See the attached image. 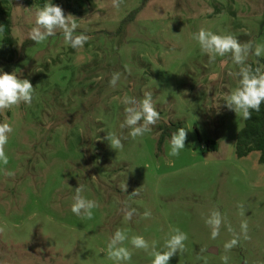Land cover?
<instances>
[{
	"label": "rangeland",
	"instance_id": "obj_1",
	"mask_svg": "<svg viewBox=\"0 0 264 264\" xmlns=\"http://www.w3.org/2000/svg\"><path fill=\"white\" fill-rule=\"evenodd\" d=\"M45 2L0 0L12 15L15 73L34 87L30 105L0 113V123L13 128L5 151L7 170L15 173L0 170V264H116L106 246L117 229L127 233L123 246L132 252L122 264H151L131 237L142 235L164 251L174 227L188 239L169 264H222L225 254L228 264H264V165L259 152L237 156L245 120L224 102L238 84V66L230 54L209 63L192 39L204 28L264 45V0H125L118 10L111 0H52L77 18V34L90 37L79 50L60 32L42 44L28 39ZM257 60L250 55L247 63ZM114 72L121 73L115 88L109 86ZM146 91L160 120L134 140L120 128L121 100L142 99ZM179 125L189 139L173 157L165 127L173 132ZM108 132L128 137L122 149L110 147ZM210 140L218 151L208 150ZM79 186L99 203L91 220L71 212ZM136 189L139 195L130 198ZM126 205L136 209L131 220ZM214 209L224 217L215 240L205 224ZM146 210L150 218L143 217ZM242 221L250 239L241 235L225 253L232 239L227 225L240 233Z\"/></svg>",
	"mask_w": 264,
	"mask_h": 264
},
{
	"label": "clouds",
	"instance_id": "obj_2",
	"mask_svg": "<svg viewBox=\"0 0 264 264\" xmlns=\"http://www.w3.org/2000/svg\"><path fill=\"white\" fill-rule=\"evenodd\" d=\"M125 0H111V7L119 9ZM35 26L28 32V39L35 44H42L49 37L55 36L57 32L62 33L65 44L73 49L79 50L84 47L90 37L76 30L79 27L77 18L72 14L65 15L60 5L53 4L52 0H46L42 7L37 8L35 12ZM4 26L0 25V32H4ZM192 39L196 40L202 53L209 58V63H215L217 56L224 57L231 55L232 62L238 66L235 75L238 77L237 86L231 90L224 98L225 106L236 113L243 120L252 118V112H259L262 102H264V64L259 59L254 67L247 63L248 57L254 55L259 58L264 55V45L256 44L249 40L241 43L236 36L232 34H216L204 28L192 34ZM128 69L126 68V71ZM231 75V73H230ZM121 73L114 72L109 80V86L115 88L120 80ZM34 87L28 79L18 78L15 72L9 74L0 70V113L11 109L20 104H31L33 100ZM121 103L125 105V118L120 124L121 129H129L128 137L136 139L143 137L151 132L152 127L160 120V112L153 103L152 92L143 93L142 99L125 95ZM12 126L7 123H0V170L4 171L6 176H14L15 173L7 170L9 157L6 154L5 146L9 140V134L12 133ZM188 132L184 127L172 132L169 140V155L178 157L187 140ZM128 137L117 135L114 132H108L106 140L110 147L119 150L124 147L123 140ZM126 184L123 191H126ZM83 187L75 188L71 212L82 219H93V209L99 207L95 200H89L82 195ZM139 195L136 189L129 197L133 198ZM243 209V205H238ZM126 220H131L136 213V209L129 208L127 205L122 209ZM241 211V215H243ZM144 218H150L151 212L146 210L143 213ZM224 223V217L219 210H212L205 219V224L211 229V238L215 240L220 235L221 225ZM241 232L236 233L231 224L227 225V230L232 233V239L224 244L225 253L239 244L241 235L243 239H250L248 235L247 221H242L240 225ZM3 231V228H0ZM169 237L165 240L164 251H158L156 242H149L142 235H134L130 243L135 249H142L153 257L151 264H169L170 259L177 253L185 250V241L188 239L187 233L181 231L178 227L171 228ZM127 233L117 229L106 246V256L116 264L130 261L132 252L125 246L124 242L128 240ZM199 259V257H198ZM222 264H228L229 256L225 254L221 257ZM204 264L207 260L204 259ZM246 264V261H245Z\"/></svg>",
	"mask_w": 264,
	"mask_h": 264
},
{
	"label": "trees",
	"instance_id": "obj_3",
	"mask_svg": "<svg viewBox=\"0 0 264 264\" xmlns=\"http://www.w3.org/2000/svg\"><path fill=\"white\" fill-rule=\"evenodd\" d=\"M147 1L148 0H146L145 3H147ZM142 9L143 7L133 12L125 21V24L132 22ZM0 25L4 26L5 29L4 32H0V64H4L3 72L11 74L16 70L17 62L15 60L14 51L17 42L13 37V23L11 12L3 7L0 8ZM26 46H28V43L25 44V47ZM10 49L12 51H10ZM258 59L260 63L264 64V58L259 57ZM253 66L255 67L256 65ZM181 127L184 126H174L173 132ZM165 129L166 133L169 134V132L171 131L169 135L172 134V128L169 129V127H165ZM185 129L188 132V129ZM188 139L189 132L187 135V140ZM207 148L210 152H216L219 149V143L210 140L207 142ZM253 152L260 153V163L264 165V102H262L259 112L253 111L252 118L249 120H245L244 127L239 132L237 137L236 154L239 158H246Z\"/></svg>",
	"mask_w": 264,
	"mask_h": 264
}]
</instances>
